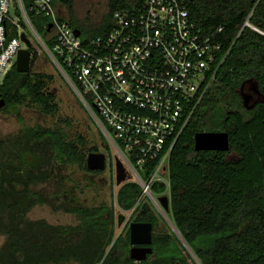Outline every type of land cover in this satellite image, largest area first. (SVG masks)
I'll list each match as a JSON object with an SVG mask.
<instances>
[{
	"label": "trees",
	"instance_id": "16d2710c",
	"mask_svg": "<svg viewBox=\"0 0 264 264\" xmlns=\"http://www.w3.org/2000/svg\"><path fill=\"white\" fill-rule=\"evenodd\" d=\"M57 2L53 0V4ZM23 3L28 5L27 0ZM135 3L136 0H108L107 11L97 20L68 18V22L82 38L103 36L113 25V11ZM254 3L255 0L190 2V20L204 36L221 45L223 58L222 62L220 56L216 58L214 80L171 148L168 190L162 181L149 185L154 196H168L167 216L200 264H264V36L243 26ZM14 13L19 15L17 8ZM28 17L43 38L46 19L32 13ZM249 21L264 30V0L254 7ZM28 50L31 64L36 52L31 46ZM51 78L31 69L19 72L12 64L0 80L3 108L25 105L53 113L57 109L55 96L47 90ZM245 82L252 83L260 96L251 109L242 105L238 93ZM81 94L90 103L88 95L82 90ZM224 98L221 109L218 104ZM209 118L219 131L228 134L227 151L193 149L194 134L209 129L207 124L204 126ZM83 143L80 137L68 139L59 128L42 126L24 127L11 143L0 141V232L5 236L0 264H197L172 230H156L159 217L151 202L139 201L134 207L141 187L131 178L118 186L115 198L123 211L134 207L131 221L152 225V253L138 262L129 257L128 224L115 237L117 218L112 206L55 205L40 192L30 191L31 185L48 177L51 159L86 168L87 154L97 149L85 152ZM230 154L233 159L227 158ZM154 166L155 162H149L139 172L143 181H148ZM44 203L53 210L74 214L79 225L49 226L44 221L24 219L30 208Z\"/></svg>",
	"mask_w": 264,
	"mask_h": 264
},
{
	"label": "built area",
	"instance_id": "2783aa9c",
	"mask_svg": "<svg viewBox=\"0 0 264 264\" xmlns=\"http://www.w3.org/2000/svg\"><path fill=\"white\" fill-rule=\"evenodd\" d=\"M27 1L25 6L23 0H0V80L25 46L20 38L24 34L36 53L43 49L55 64L131 179L141 187V195L161 209L149 197L154 196L149 185L162 181L168 190L164 175L169 153L214 80L216 58L220 56V62L223 58L221 45L204 36L190 20L192 0H136L132 7L113 11V25L106 34L90 38L75 34L76 28L57 7L64 0L56 4L53 0ZM259 1L255 0L243 26L264 36V30L249 21ZM28 13L46 19L43 38ZM26 27L37 43L29 39ZM11 32L15 34L10 36ZM149 162L155 166L145 182L139 172ZM138 202L139 198L134 207Z\"/></svg>",
	"mask_w": 264,
	"mask_h": 264
},
{
	"label": "rangeland",
	"instance_id": "374dc122",
	"mask_svg": "<svg viewBox=\"0 0 264 264\" xmlns=\"http://www.w3.org/2000/svg\"><path fill=\"white\" fill-rule=\"evenodd\" d=\"M107 2L108 0H70L69 3L65 1L58 2L57 7L66 11V14H64L66 18L89 22L97 20L107 11ZM25 32L31 41L37 43L35 35L28 27H26ZM14 61L15 58L12 62L14 63ZM29 69L52 76L51 80L47 82V90L54 94L57 109L53 113H45L35 107L25 105H15L7 109H4L3 106L0 107V141L11 143L24 127L42 126L59 128L68 139L82 138L85 152H88L91 148H96V152L103 153L105 156L104 168L99 170V173H94L82 165H62L51 159L47 166L48 177L43 182L31 185L30 191L40 192L44 198L51 200L55 205L64 203L73 207H93L102 204L112 206L116 218L119 213L125 215V219L120 226L117 225L116 221L114 226L116 237L123 231L124 226L131 221L130 216L133 208L123 211L116 205L115 197L118 185L115 184L114 157L117 155L115 150L101 134L89 112L79 101L68 82L62 75H59L57 67L47 57L43 49L38 50ZM238 93L242 105L243 97L241 94L246 96L245 107L247 109H251L260 100L259 94L256 93L250 82H245ZM225 99L219 102V108L222 109ZM208 117L211 116L208 115ZM206 124L209 129L205 131H219L212 118L205 122V127H207ZM227 158L233 159L234 155L230 154ZM127 174H129L128 171ZM164 177L167 176L164 175ZM139 201L150 202L146 195L141 194ZM153 206L159 217L156 230L161 233L171 230L174 232L175 227L167 214L163 213L156 205ZM24 219L26 221H44L49 226L75 227L79 225V219L74 214L63 210H53L46 203L34 205L25 213ZM75 237L77 239V236ZM4 242L5 236L0 232V248ZM62 264L77 263L66 262Z\"/></svg>",
	"mask_w": 264,
	"mask_h": 264
},
{
	"label": "water",
	"instance_id": "95a60500",
	"mask_svg": "<svg viewBox=\"0 0 264 264\" xmlns=\"http://www.w3.org/2000/svg\"><path fill=\"white\" fill-rule=\"evenodd\" d=\"M76 35L80 34L78 29L74 30ZM21 40L24 43V47L21 48L15 58V69L19 72H27L30 66V52L28 50L30 46V42L28 39L24 37V34L20 35ZM243 97V105L245 106L246 96L241 94ZM4 106V100L0 98V107ZM193 149L195 151H227L228 149V134L224 131H200L194 134L193 137ZM105 156L100 152H89L85 158V166L88 170H102L104 168ZM114 171H115V184L120 185L124 181L131 178L130 174H127V171L118 158V156L114 157ZM150 198L157 200L161 206V210L163 213L167 214L169 205H168V196L160 195L149 196ZM125 215L119 213L117 215V225L120 226L124 221ZM129 230V242L131 247L129 249V257L130 259L138 262L141 260H145L147 255L152 253V249L150 247L151 243V233H152V225L149 222H137L130 221L128 223ZM174 233L178 236V238L183 243L184 247L188 250L190 255L193 257L197 264H200L188 245L183 241L180 233L174 229Z\"/></svg>",
	"mask_w": 264,
	"mask_h": 264
},
{
	"label": "crops",
	"instance_id": "0c3cea01",
	"mask_svg": "<svg viewBox=\"0 0 264 264\" xmlns=\"http://www.w3.org/2000/svg\"><path fill=\"white\" fill-rule=\"evenodd\" d=\"M61 11L65 12V14H66V11H64V10H61Z\"/></svg>",
	"mask_w": 264,
	"mask_h": 264
}]
</instances>
